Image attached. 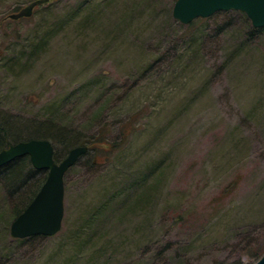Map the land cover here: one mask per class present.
<instances>
[{"label":"rangeland","instance_id":"rangeland-1","mask_svg":"<svg viewBox=\"0 0 264 264\" xmlns=\"http://www.w3.org/2000/svg\"><path fill=\"white\" fill-rule=\"evenodd\" d=\"M32 1L0 0V113L53 124L64 156L75 135L99 143L66 172L53 235L14 237L0 183V264L254 262L264 28L237 9L185 24L176 0H49L9 17Z\"/></svg>","mask_w":264,"mask_h":264},{"label":"water","instance_id":"water-1","mask_svg":"<svg viewBox=\"0 0 264 264\" xmlns=\"http://www.w3.org/2000/svg\"><path fill=\"white\" fill-rule=\"evenodd\" d=\"M49 0H33L9 17L30 16L36 5ZM237 9L244 11L254 27H264V0H176L173 16L188 24L199 17H210L218 11ZM89 145H76L60 161L54 157L55 148L50 139L30 138L11 144L0 152V166L29 155L36 169L48 175L29 205L12 221L11 234L26 238L33 235H53L63 224L65 215V174L86 154ZM253 264H264L263 255Z\"/></svg>","mask_w":264,"mask_h":264},{"label":"trees","instance_id":"trees-1","mask_svg":"<svg viewBox=\"0 0 264 264\" xmlns=\"http://www.w3.org/2000/svg\"><path fill=\"white\" fill-rule=\"evenodd\" d=\"M261 29L262 28L253 27L251 32L254 34L256 31H260ZM36 124L37 123L30 122L28 125H25V123L22 124L21 121L18 120L12 121L8 116L0 113V152L13 143L28 140L30 138H46L52 140L54 143L56 141V137L60 132H62L60 129L53 128V124H48L47 126H43V124ZM63 135L62 137L64 138ZM10 136H12L13 139L9 138ZM90 141L93 142L91 143ZM98 141L99 140L95 139L80 141L75 135V137L68 143L71 147L89 143L88 145L90 148L97 149V147H95V143L98 144ZM102 141H106V139L100 140L101 143ZM65 156L64 153L58 151L55 147L54 157L56 161L62 160ZM47 175L48 172L46 170H39L33 166L29 155H23L12 162L0 166V183L7 186V193L11 195L14 200H16V203L12 208L13 219L17 217L33 200L44 183ZM256 240L259 242L258 245L254 248V251L249 253V255L254 258V262L257 261L264 253V240L260 237L256 238ZM254 262L249 264H253ZM216 264L246 263L242 259H235L232 261L225 259L217 261Z\"/></svg>","mask_w":264,"mask_h":264}]
</instances>
